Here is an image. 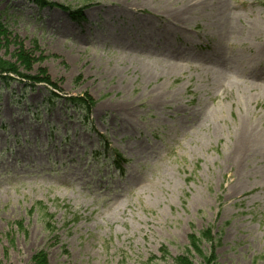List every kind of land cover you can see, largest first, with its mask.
Here are the masks:
<instances>
[{
  "label": "rangeland",
  "instance_id": "rangeland-1",
  "mask_svg": "<svg viewBox=\"0 0 264 264\" xmlns=\"http://www.w3.org/2000/svg\"><path fill=\"white\" fill-rule=\"evenodd\" d=\"M44 1L0 0V264H176L206 229L264 264V0Z\"/></svg>",
  "mask_w": 264,
  "mask_h": 264
},
{
  "label": "trees",
  "instance_id": "trees-1",
  "mask_svg": "<svg viewBox=\"0 0 264 264\" xmlns=\"http://www.w3.org/2000/svg\"><path fill=\"white\" fill-rule=\"evenodd\" d=\"M33 2H35L38 6H45L47 4L46 1L44 0H32ZM53 5H56L57 7L63 9V10H69V7H66L64 5L61 4H57L54 3ZM70 15L74 18H78L81 15L73 12H70ZM25 61V60H23ZM26 62V61H25ZM26 67V66H25ZM18 69H16L15 65L4 61V59H2L0 57V77L1 78H7L6 76H1V73H17ZM19 75L23 76V77H29L27 75H23L22 73H18ZM35 78V77H32ZM46 83H50L52 84L49 80L46 79L45 81ZM73 102H85L82 98H73ZM87 105H90L91 103L86 101ZM212 229H206L200 232V234H195L192 233L189 236V241H190V247L191 249H187L188 251V255L187 254H183L181 256H179L178 258H176V264H195V262L192 261V259L190 258V254L195 253L198 254L199 256L203 257V262L201 264H219L214 258V255H211V253L209 255L204 254L203 250H202V243L206 240L207 242H210L212 244V246L214 245V236L213 233L211 231ZM33 264H48V260L46 257L45 252H40L38 254H36L33 257Z\"/></svg>",
  "mask_w": 264,
  "mask_h": 264
},
{
  "label": "bare ground",
  "instance_id": "bare-ground-1",
  "mask_svg": "<svg viewBox=\"0 0 264 264\" xmlns=\"http://www.w3.org/2000/svg\"><path fill=\"white\" fill-rule=\"evenodd\" d=\"M203 1V4L207 1ZM202 4V5H203ZM52 6V5H50ZM55 7H57L56 5H53ZM198 8V5L197 3L193 4H189V5H184V7L180 8V11L178 12H175L176 14L178 13L179 15H183L185 13H188V11H192V10H196ZM178 20V19H177ZM241 132H242V138H241V141H240V144H239V147H238V152H241V151H246L247 149L250 148V145L252 144H255V130H253V127L249 128V126H246V125H242V129H241Z\"/></svg>",
  "mask_w": 264,
  "mask_h": 264
}]
</instances>
